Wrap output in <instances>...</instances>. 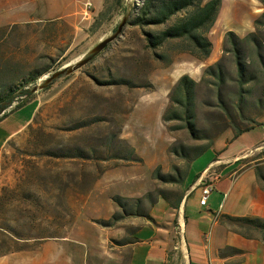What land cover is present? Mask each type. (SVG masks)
<instances>
[{
    "label": "rangeland",
    "instance_id": "rangeland-1",
    "mask_svg": "<svg viewBox=\"0 0 264 264\" xmlns=\"http://www.w3.org/2000/svg\"><path fill=\"white\" fill-rule=\"evenodd\" d=\"M84 1L64 0L62 10H57L49 1L47 11L45 8L36 9V13L40 12L41 15L25 23H20V20L28 16H17L13 10H0V34L5 36L1 41L4 42V60H10L22 72L44 65L52 67L50 72L29 85V88L43 81L54 71L77 62L100 40L113 34L124 15L129 12L130 18L135 5L141 0H125L115 20L107 28L96 33L90 28L95 16V13H92L93 6H90L85 14L88 17L91 15L88 19L83 17L84 14L55 18L56 12L64 16L73 10L76 4L82 5ZM92 1L98 3V0ZM258 7L263 8L260 0H221L219 14L222 24L215 23L209 32L214 46L210 57L205 60L188 52L177 53L178 48H174L169 51L173 54V61L167 63L145 47L138 28L128 25L124 27V34H120L106 49L72 74L60 77L45 89L31 91L34 94L28 99L29 95L17 96L0 114L15 109L0 119V139L3 140L8 132L24 125L28 126L20 136L9 143V152L4 153L3 170L6 181L11 182L15 190L10 201L9 224L16 231L32 236L29 240H20L18 246H23L22 249L0 258V264H86L89 260L88 252L93 249L92 244L93 247L99 246L100 239L104 237V231L100 230L101 226L94 220L106 217L108 207L116 204L112 197L147 196L156 189L154 177L156 178L157 168L160 173L167 166L185 168L186 164L181 163V159L190 161L180 152L181 145L192 147L213 141L206 152L191 161L186 175L188 184L216 153L229 154L238 148L250 150V156L243 162L253 161L257 168L252 166L250 169L239 170L240 180L233 190L229 206L245 200L241 191L244 184L252 185L253 180L264 179V143L254 148L264 141V111L261 112L256 105L248 106L247 115L254 117L260 124L240 132L233 122L245 124L247 121L243 122L232 106L229 110L232 111L233 117H229L221 102L217 100L213 78L203 82L202 76L206 66L221 60L228 78L223 92L233 91L235 62L232 53L224 51L223 41L229 26L239 35L252 31L253 19L262 12L253 15L251 12ZM165 51L166 49H159V52ZM262 53L264 55V49ZM66 57L69 58L59 66ZM185 73L199 83L195 119L199 138L191 137L184 127L168 129L167 125L183 126L184 122L181 120H172L167 124L163 121V114L170 105L169 95L172 87ZM112 77L130 78L137 86L130 88L99 82ZM261 84L255 90L256 97L264 91V74ZM34 97H39V106ZM19 104L21 105L15 108ZM96 117L100 119L94 120ZM30 118L32 122L28 124ZM87 119L93 122L87 126L73 128V125ZM111 132H119L122 139L136 148L143 161L128 164L123 160L113 159L97 163L95 160L65 156L78 147L105 155L110 145ZM172 147H176L177 152L172 151ZM241 165L242 162L231 164L226 173L238 170ZM89 169L97 174V184L90 196L79 206L69 208L62 200L59 211L55 207L42 209L45 204L37 196L38 193L29 199L32 213L35 212L37 217L41 216V220L45 218L43 210H47L48 214L55 212L60 216L57 220H63L68 215L66 218L69 224H65L64 229L60 230L62 235L68 233L67 241L59 239L60 237L40 239L36 230L30 232L29 225L17 222L16 212L28 205L27 200L18 192L23 185L21 179L27 172L31 171L32 175L27 185L22 187H26V190H36L41 187V180H45L43 183L49 189L50 202L53 196H62L67 185L79 181V174H85L81 185L87 184ZM101 169L105 170L101 172ZM36 170L41 178L34 181ZM52 179L55 181L46 182ZM159 181L165 182L161 179ZM261 185L264 186V183ZM148 198L147 196L144 200ZM61 208L66 215L62 213ZM2 223L4 222L0 219V227L3 228ZM3 232L0 230V236ZM88 236L92 239V244ZM256 249L258 256L264 254L258 244ZM258 258L257 264H264V256L261 260V257Z\"/></svg>",
    "mask_w": 264,
    "mask_h": 264
},
{
    "label": "crops",
    "instance_id": "crops-1",
    "mask_svg": "<svg viewBox=\"0 0 264 264\" xmlns=\"http://www.w3.org/2000/svg\"><path fill=\"white\" fill-rule=\"evenodd\" d=\"M49 1L57 10L64 8V0H0V10L2 12L13 10L17 16H28L20 20L22 21L20 23H25L31 21L33 17L41 15L40 12L36 13V9L45 8L47 11ZM87 1L85 0L82 5L76 4L75 8L64 16L56 12L55 18L69 15L77 17L84 14L83 17L88 19L91 15L85 16ZM90 1L94 14L102 7L103 0H98L97 4ZM262 10V7H258L251 14H259ZM221 21L219 14L216 24ZM229 30H231L230 26L227 31ZM34 98L39 106V97ZM14 110L13 108L6 113H11ZM31 122L30 118L28 124ZM27 126L24 125L17 130L8 132L3 140L0 139V219L5 223L11 222L9 208L15 190L12 183L6 181L4 175V153L9 152V143L20 136ZM263 143L264 141L260 142L254 148ZM248 152L250 150L238 148L229 154L216 153L215 157L208 162L203 170L197 173L190 184H188L186 175L189 172L191 161L187 162L181 159V163L186 164L183 169L181 167H165L161 174H172L178 180L161 182L157 176L154 177L156 189L151 191V196L148 200H144L140 207V210L147 213L148 216L137 214L138 207L133 205L129 211L133 214L126 215L111 225H102L97 221L100 218L94 220L101 226L100 230L104 231V237L100 239L99 246L93 247L92 239L88 236L93 249L88 252L89 260L86 264H253V262L257 264L258 257H261V260L264 256V254L258 256L256 249L258 244L261 250H264V230L238 225L227 218V216L264 218V186L261 185L264 183V179L254 178L252 185L244 184L241 191L245 200L234 206H229L233 190L240 180L239 170L256 167L253 161L243 162L250 156ZM237 162H242L241 167L226 173L231 164ZM262 169L264 178V168ZM87 173V184L78 185L74 182L72 185H67L65 193L62 196H53L50 202L48 200L49 192L41 186L39 194L45 204L42 209L43 207L45 209L55 207L58 210L62 200L68 204L69 208L79 206L90 196V192L97 184V179H95L97 174L94 170L89 169ZM209 181L214 183L215 188L209 196L207 204L203 205L200 202L202 189L204 184ZM21 188L26 190V187ZM58 190L56 191L58 192ZM27 204L16 212L17 222L26 224L35 220L39 223L36 233L40 239L60 237L59 239L67 241L68 233L62 235L60 232L61 229H64L65 224H69L66 218L68 215L62 208V213L64 212L66 215V217L63 216V220H57L56 218L60 216L55 212L48 214L47 210H43L45 218L41 220V216L37 217L35 212L32 213L30 200H27ZM115 212H122V208L117 203L108 207L107 215L102 219H110ZM49 225H51L50 228ZM49 229L50 231H48ZM0 230L4 231V228L0 227ZM123 239L129 241L122 242ZM13 246H15L14 242ZM231 248H237L239 251L226 254L225 251ZM15 251L0 256V258L13 254Z\"/></svg>",
    "mask_w": 264,
    "mask_h": 264
},
{
    "label": "trees",
    "instance_id": "trees-1",
    "mask_svg": "<svg viewBox=\"0 0 264 264\" xmlns=\"http://www.w3.org/2000/svg\"><path fill=\"white\" fill-rule=\"evenodd\" d=\"M260 1L264 8V0ZM124 2L125 0H103L102 7L95 13L94 20L91 23L90 28L92 32L96 33L105 27L107 28L115 20L117 14H119V10L123 7ZM220 8L221 0H141L138 5H135L133 13L124 27L126 28L128 25H131L132 27L138 28L141 32L140 39L145 43V47L152 52L154 56L167 63H172L173 61V54H170L171 52L169 51L174 48H178L177 53L188 52L194 57L205 60L210 57L213 51L214 42L209 37V32L218 19ZM253 25V30L245 35H239L233 30L227 31L223 41L224 51L231 52L234 57L236 74L234 76L235 85L232 87L233 91L223 92V88L228 84V78L221 60L206 66L203 69L202 76L203 82L213 78L212 82L215 84L214 90L217 94V100L221 102V105L224 107L229 117H233L232 111L229 110L230 106H232L233 108L235 107L237 115L242 121H247L245 124L233 122V125L236 126L240 132L250 130L260 124L254 117L247 115L246 108L248 106L256 105L261 112L264 111V91L260 96H255L256 88L262 85L261 80L264 74V55L262 53L264 49V9L260 16L253 19ZM125 28L121 34H124ZM4 37L5 36L0 34V42L4 40ZM3 46L4 42H1L0 114L13 103L17 96L29 95L27 99L33 96L34 93H31L28 86L52 69L50 65H44L43 67L39 66L27 72H22L17 69L10 60H4ZM159 49H166V51L159 52ZM68 58L69 57L62 59L59 66ZM99 82L108 85H124L130 88L137 86L132 79L127 77H112L108 80H100ZM198 84L199 83L187 73L180 76L172 87L169 95L170 105L163 114V121L166 124L172 120H181L184 122L183 126L167 125L168 129L172 130L184 127L193 138H199L195 123ZM20 105L21 104L17 105L15 108ZM7 114L8 113H4L2 116L0 115V119ZM99 119L100 117H96L94 120ZM92 122L93 120L87 119L73 125V128L87 126ZM109 137L110 145L105 155H98L96 153L97 151L95 152L92 150L89 152L78 147L73 152L68 151L70 153L65 154V156L80 158L81 160H95L97 163L101 160L113 159H120L128 164L140 163L143 161V158L138 155L136 148L122 139L119 132H111ZM212 143L213 141H209L192 147L181 145L180 152L187 160L193 161L206 152ZM172 151L177 152V148L172 147ZM104 170L105 169H101L100 171L102 172ZM155 171L157 178L165 182L178 180V178L172 174H161L159 168ZM31 175V171L23 175L21 179L23 185L20 187L27 183ZM39 177L41 178L39 172L36 170L35 176L33 177L34 181H37ZM79 177V181H74L77 184L79 183L78 185L84 182L85 174H79ZM43 181L45 180H41V183H39L40 186L49 192V189L45 186ZM53 181L55 180H47L46 182ZM40 189L41 187L30 192L21 188L19 194H21L23 198L29 200L32 195L39 194ZM38 194L37 196L40 197V194ZM151 194L150 192L147 196L150 197ZM112 198L122 208V212H115L110 219L97 220L102 225H111L126 215L133 214L129 212L133 205L138 207L137 214L148 216L147 213L140 210L144 197L128 198L115 195ZM227 218L229 221L238 225L264 230V220L260 218L242 216H227ZM26 225L30 226V232H32L38 229L39 223L32 220L30 223H26ZM50 226L51 225H49V228ZM3 228L4 232L0 236V256L6 255L14 250L22 249L23 246H18L20 240H29L32 236L31 234L26 235V233L16 231L9 223L4 222ZM9 230L14 232L10 233ZM48 231H50V229ZM128 241V239L122 240V242ZM13 242L15 246H13ZM238 251L237 248H231L227 249L225 253L230 254Z\"/></svg>",
    "mask_w": 264,
    "mask_h": 264
},
{
    "label": "water",
    "instance_id": "water-1",
    "mask_svg": "<svg viewBox=\"0 0 264 264\" xmlns=\"http://www.w3.org/2000/svg\"><path fill=\"white\" fill-rule=\"evenodd\" d=\"M129 15H130L129 12L126 13L124 15L122 21L118 24L116 31L113 34H111V35L105 37L104 39L100 40L96 45H94L91 49H89L87 54L84 55L81 59H79L75 63L68 64L63 68H60V69L54 71L51 75L46 77L43 81H41V82L37 83L36 85H34L33 87H31L30 90L32 92H35V91L45 89V88L49 87L51 84H53V82L55 80L59 79L60 77H62L64 75H70L73 72H75L76 70H78L79 68H81L82 66L89 63L92 60V58L95 57L96 55H98L101 51H103L109 45V43H111L117 37L120 36V34L122 33V31L124 29V26L128 22Z\"/></svg>",
    "mask_w": 264,
    "mask_h": 264
},
{
    "label": "built area",
    "instance_id": "built-area-1",
    "mask_svg": "<svg viewBox=\"0 0 264 264\" xmlns=\"http://www.w3.org/2000/svg\"><path fill=\"white\" fill-rule=\"evenodd\" d=\"M92 6V2L90 0L87 1V9ZM215 185L213 182L209 181L206 182L202 189V197H201V204L206 205L209 199V196L214 191Z\"/></svg>",
    "mask_w": 264,
    "mask_h": 264
}]
</instances>
